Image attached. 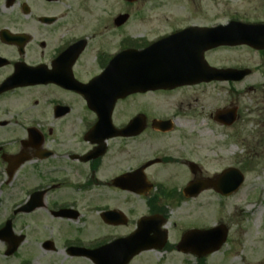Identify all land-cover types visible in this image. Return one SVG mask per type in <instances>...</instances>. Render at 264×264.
I'll list each match as a JSON object with an SVG mask.
<instances>
[{"label": "flooded vegetation", "instance_id": "af4514ba", "mask_svg": "<svg viewBox=\"0 0 264 264\" xmlns=\"http://www.w3.org/2000/svg\"><path fill=\"white\" fill-rule=\"evenodd\" d=\"M159 1L0 0V243L19 264H96L95 251L106 245L112 263L147 240L168 257L192 254L179 249L189 228L172 222L188 197L165 166L196 177L201 167L165 152L161 140L180 124L159 113L156 99L218 81L120 93L159 75V59L165 74L188 73L196 31L222 22L142 11ZM232 20L247 19L223 23ZM167 38L146 60L145 47ZM223 48L239 46L204 51L211 66L232 67L209 59ZM144 216H153L147 234L139 231ZM124 238L121 251L113 244Z\"/></svg>", "mask_w": 264, "mask_h": 264}, {"label": "rangeland", "instance_id": "374dc122", "mask_svg": "<svg viewBox=\"0 0 264 264\" xmlns=\"http://www.w3.org/2000/svg\"><path fill=\"white\" fill-rule=\"evenodd\" d=\"M143 6L142 11L159 18L169 15L217 24L237 15L251 22H264V0H162ZM209 59L215 65L249 67L252 73L241 82L201 83L158 95L159 113L175 115L180 124L173 134L175 138L165 137L161 143L166 153L180 160L197 161L201 167L199 178L214 177L227 167H235L241 169L246 180L227 197L207 188L188 198L182 208L172 210V222L178 224L176 229L227 226L225 244L203 257L205 264H264V50L246 45L223 48L211 52ZM235 106L236 123L222 125L215 120L217 109ZM155 145L153 153L161 148ZM165 168L169 178L182 186L194 179L184 166L168 164ZM142 203L145 206L144 199ZM99 229L93 232L97 234ZM2 246L0 243V264H19L20 258L5 256ZM131 264H198V258L179 253L168 257L154 250L144 252Z\"/></svg>", "mask_w": 264, "mask_h": 264}, {"label": "water", "instance_id": "95a60500", "mask_svg": "<svg viewBox=\"0 0 264 264\" xmlns=\"http://www.w3.org/2000/svg\"><path fill=\"white\" fill-rule=\"evenodd\" d=\"M202 31L204 38L202 39L203 48L201 51L200 59H198L194 54L193 56V67L194 71L191 73L187 80H182L180 77H175L174 73H168L165 78L159 77V79H147L146 81H142L140 84L134 85H126L122 90L125 94H129L131 92H136V90H147V89H158V88H173L180 86L181 84H190V83H200L203 80L211 81L212 79H231V80H241L245 78V75L250 73L249 69L245 70H237V69H216L214 67H210L203 56V52L205 50L211 49V47L221 46L222 44H248L254 49H264V23H254L247 24L241 22H232L229 25H221L213 28H199ZM154 46L152 45L147 50H152ZM202 65V67H201ZM163 64L157 65L154 68H162ZM198 69H197V68ZM199 67H201L199 69ZM159 76V75H158ZM125 94L123 96H125ZM236 110L232 111H224L218 110L216 114V119L219 122L232 124L236 120ZM216 179L207 178L204 181L195 180L192 181L184 190L187 196L195 195L202 190L206 189L209 186H213L216 190L221 191L223 194L228 195L239 189L240 184L244 181L245 176L241 173L240 170L237 169H227L223 173L216 176ZM149 219L148 217L144 218V222ZM147 225V224H145ZM228 228L220 224L217 227L209 228L208 230H190L186 233L185 237L182 240L181 245H184L186 242L192 243L193 251L200 248V252L198 255H208L211 252L219 250L220 247L224 244L228 236ZM23 239V238H22ZM22 239H18L17 244L14 247H11L8 251V255L14 253L17 249ZM190 243V244H191ZM182 247V246H181ZM154 248L152 245L146 244L143 245L142 249H152ZM140 251V250H138ZM136 253H132L126 257L125 260L121 262H116L114 264H127L131 261L133 255Z\"/></svg>", "mask_w": 264, "mask_h": 264}, {"label": "bare ground", "instance_id": "6f19581e", "mask_svg": "<svg viewBox=\"0 0 264 264\" xmlns=\"http://www.w3.org/2000/svg\"><path fill=\"white\" fill-rule=\"evenodd\" d=\"M206 150H207V148L206 147H204V151L206 152Z\"/></svg>", "mask_w": 264, "mask_h": 264}]
</instances>
